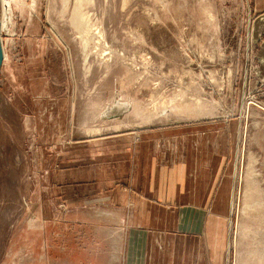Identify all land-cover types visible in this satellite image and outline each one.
Returning <instances> with one entry per match:
<instances>
[{"label": "rangeland", "instance_id": "1", "mask_svg": "<svg viewBox=\"0 0 264 264\" xmlns=\"http://www.w3.org/2000/svg\"><path fill=\"white\" fill-rule=\"evenodd\" d=\"M1 19L0 264L105 256L122 238L56 196L153 174L182 203L214 184L215 208L136 217L130 264H264V0H0Z\"/></svg>", "mask_w": 264, "mask_h": 264}, {"label": "crops", "instance_id": "2", "mask_svg": "<svg viewBox=\"0 0 264 264\" xmlns=\"http://www.w3.org/2000/svg\"><path fill=\"white\" fill-rule=\"evenodd\" d=\"M164 169L166 168L162 170ZM157 180H159V182ZM73 185L78 184L75 182L71 184L70 182L69 190L64 192L63 195L58 194V196H56V198L59 197L61 200L63 198L68 203H74V205L70 206H73L76 210H80V213L85 216L84 219H69V226L72 227L73 224H75V226L83 227L86 231L91 233L103 234L106 233V231L116 233V236L122 238V243L119 246L113 238L107 239L109 240L110 246L108 252L103 257H94L91 252V246H81L75 241H68V244L65 245H59L57 243L56 252L61 251L64 254H70L73 259L70 258L71 261H67L66 263L56 261V264H130L129 257L126 256V251L129 247L126 246L125 234L140 233L139 228L141 227L135 223L138 217L145 216L148 218H156L158 215L165 216L167 213L170 215L173 208H176V211L178 210L181 213L186 212L187 214H193L198 212L201 215H206V211L209 212L213 209L214 204V196L212 195L214 192V184H205L206 186L203 185L198 189L197 195L200 194L201 197L200 200L197 197V203H190L189 200H187L186 203H182L181 200L184 199L183 194L180 195L177 189L175 192H173L172 189L169 190L168 185L170 184L166 178H157L155 174H153V177L150 175L146 177L145 175L143 179L133 178L130 184H126L125 180L117 181L116 183H108L101 189L96 188L97 190L83 193L82 195L78 193L77 186ZM91 185L92 184L87 182L85 186H81V189L90 190ZM186 191L187 188L185 189L183 186L181 193H185ZM193 192L194 190L189 189L188 197L196 199ZM91 195H93L92 199L90 198ZM178 200L181 201V205L178 203ZM211 201L212 207L210 205ZM71 213L72 211H70V217L72 215ZM103 215L110 218L107 227L95 224L91 218ZM215 215L219 214L215 213ZM126 218H129V221L126 222ZM164 230H166V227ZM75 255L81 258L85 256V258L84 260H77L75 258V260ZM162 262L163 258L158 261L153 257L148 258V260L147 258L142 259V264H164ZM137 263L140 264L139 261Z\"/></svg>", "mask_w": 264, "mask_h": 264}, {"label": "water", "instance_id": "3", "mask_svg": "<svg viewBox=\"0 0 264 264\" xmlns=\"http://www.w3.org/2000/svg\"><path fill=\"white\" fill-rule=\"evenodd\" d=\"M4 47L2 43V32H1V23H0V74H1V69L4 63Z\"/></svg>", "mask_w": 264, "mask_h": 264}, {"label": "bare ground", "instance_id": "4", "mask_svg": "<svg viewBox=\"0 0 264 264\" xmlns=\"http://www.w3.org/2000/svg\"><path fill=\"white\" fill-rule=\"evenodd\" d=\"M78 1V0H77ZM76 3V2H75ZM83 3V2H82ZM5 4V3H4ZM3 5V4H2ZM8 19V18H7ZM77 20V19H76ZM79 20H80V22L81 23H83V20H84V18L83 17H80L79 18ZM76 22V21H75ZM0 23H1V32L5 29V20H3V19H1L0 20ZM89 29V28H88ZM91 30H93V29H91ZM94 31V30H93ZM96 33H98V32H96ZM87 34V33H86ZM98 42V41H97ZM2 43H3V40H2ZM96 48H98V47H96ZM5 56H6V54H4V58H5Z\"/></svg>", "mask_w": 264, "mask_h": 264}]
</instances>
